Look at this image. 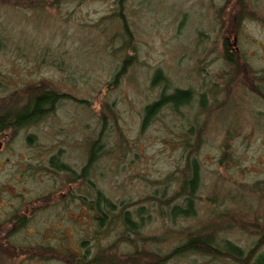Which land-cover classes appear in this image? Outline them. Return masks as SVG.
Wrapping results in <instances>:
<instances>
[{"label": "rangeland", "instance_id": "1", "mask_svg": "<svg viewBox=\"0 0 264 264\" xmlns=\"http://www.w3.org/2000/svg\"><path fill=\"white\" fill-rule=\"evenodd\" d=\"M116 1L64 0L40 10L0 4V107L8 106L13 91L24 102L28 85L66 95L41 121L21 129L7 147L0 143V222L14 207L22 213L24 200L61 193L35 223L28 219L29 227L9 236L6 243L73 248L94 233L90 190L81 184L71 193L61 173L48 171L52 154L60 151L62 160L79 172L98 140L99 157L88 178L116 205H140L141 197L163 186L159 182L182 166L181 134L196 119L205 125L198 151L197 215L171 223L156 219L151 211L143 233L161 237L148 246L167 252L182 241L183 235L174 233L229 220L230 230L215 234L248 249L257 235L240 225L264 217V183L257 184L264 180V99L251 89V73L244 65L239 63L236 69L225 62L221 35L225 31L219 29L217 19L224 0H124L136 60L116 86L107 89L124 54L118 50L120 22L108 17ZM246 2L261 21L246 18L235 43L230 36L228 51L243 55L257 76H264V0ZM157 67L169 81L167 91L192 88L194 95L191 104L178 111L163 106L142 129V109L158 98L162 88L150 85ZM207 91L210 112L202 111L198 101L199 93ZM226 139L233 160L221 165L218 159ZM76 194L87 195L90 205L85 206ZM167 229L172 234L164 237ZM118 230L116 221L111 230H105L111 234L102 244L110 242ZM209 258L189 253L170 263L231 264ZM0 264L61 263L26 259L21 250L2 244Z\"/></svg>", "mask_w": 264, "mask_h": 264}, {"label": "trees", "instance_id": "2", "mask_svg": "<svg viewBox=\"0 0 264 264\" xmlns=\"http://www.w3.org/2000/svg\"><path fill=\"white\" fill-rule=\"evenodd\" d=\"M62 1L64 0H0V4L8 3L15 7L40 10L45 6L51 7ZM116 4V9L108 17H114L120 22L121 35L118 50L123 51L124 54L119 66L116 67L106 84L107 89L114 88L120 78L126 73L127 68L136 60L133 34L124 16V0H117ZM228 6L232 8H228ZM246 18H257L258 20L261 18V16L259 18L254 13L246 0H224L223 4L218 8L219 29H224L225 31L221 34L223 39V57L225 62L233 66V68L237 69L239 63H241L248 69L252 78L251 89L264 99V76H257L246 58H243V55L228 51L230 36H232V40L235 43L240 26ZM2 46L3 39L0 34V50ZM157 84L162 86L158 98L146 104L142 109V129L147 127L163 106H168L174 111H178L181 107L191 104L193 99L192 88L174 87L167 91L169 81L158 67L154 69L150 77V85L156 86ZM26 91L27 97L24 102H22L23 99L18 100L15 97L16 93L13 91V93H9L11 101H6L9 103L8 106L5 108L0 107V142H2L4 147H7L17 137L21 129L41 121L52 111L57 102L66 96L40 85H28ZM209 96V91L207 93H199L198 101L202 111H211L210 107H206ZM204 128V123H199L195 119L194 123L183 130L180 139L182 166H178L159 182L163 186H158L152 192L141 197L142 202L140 205H134L132 202H121L116 205L110 197H107L88 178L90 168L99 157L98 152L101 145L97 142L98 140L92 143L85 164L79 172L62 160L60 151L52 154L47 163L48 171H51L52 175L61 173L65 184H69L72 187L71 193L73 194L76 190L75 185H86L88 187L87 190H90L93 197L91 201L92 209L95 212L94 233H89L87 239L80 240L78 247L73 248L66 244L56 247L43 243L23 246H13L6 243L9 236L11 237L16 233H0V245L5 244L10 250H21L26 259L46 262L56 261L61 264H171L172 260L186 257L189 253L210 257V260H229L231 264H264V217H257L258 219L256 218V221L249 223V225L245 223L240 225L243 229L250 227L252 232H256L251 233L252 235H257V238L248 249L242 248L230 239L219 238V233L215 234L218 231L224 232L225 229L230 230L232 222L229 220L219 224L210 222L205 226L206 228H196L194 231L174 233L182 234V241H179L167 252L148 246L151 242L153 245L161 237L143 233L145 227L150 223L151 211L156 212V219L167 220L171 223H175L179 219H193L197 215L198 191L201 183V166L198 159V151L204 140ZM29 138L28 135V141ZM226 141L228 140H225L222 154L218 159V163L221 165L227 159L230 162L233 160L231 156L232 150ZM260 183H264V180L257 182V184ZM76 196L85 206L90 205L87 195L76 194ZM210 201L216 202V200ZM132 204L133 209H130L129 206ZM116 221H119L118 233H113L114 238L110 242L102 244L101 241L111 234L106 233V231L111 230L112 225ZM225 223L227 227H222L221 225ZM181 230L177 231L183 232ZM168 231L169 229L162 235L165 237V234L167 236L172 234L167 233Z\"/></svg>", "mask_w": 264, "mask_h": 264}, {"label": "flooded vegetation", "instance_id": "3", "mask_svg": "<svg viewBox=\"0 0 264 264\" xmlns=\"http://www.w3.org/2000/svg\"><path fill=\"white\" fill-rule=\"evenodd\" d=\"M58 196H61L60 191L58 193L50 192L45 195H41L33 199L31 202L23 203L25 201L24 200L22 202L24 206V211L20 213L19 207H14L12 210H10L8 216L5 218V220H3L4 223L8 224L5 225L4 223L0 222V233H19L20 231L24 230V228L28 225V219H30V221H34L35 223L37 221V215L44 213V211L50 205V202L56 203L55 199H58ZM53 197L55 198L53 199ZM48 198L53 200L45 201ZM3 227L4 229H2ZM31 228L32 227H30V229ZM31 230L34 231L35 228Z\"/></svg>", "mask_w": 264, "mask_h": 264}]
</instances>
